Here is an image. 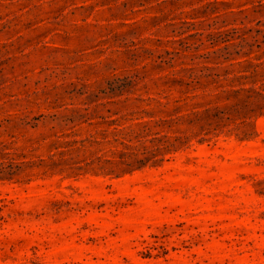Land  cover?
<instances>
[{
  "label": "rangeland",
  "instance_id": "1",
  "mask_svg": "<svg viewBox=\"0 0 264 264\" xmlns=\"http://www.w3.org/2000/svg\"><path fill=\"white\" fill-rule=\"evenodd\" d=\"M0 264H264V0H0Z\"/></svg>",
  "mask_w": 264,
  "mask_h": 264
}]
</instances>
